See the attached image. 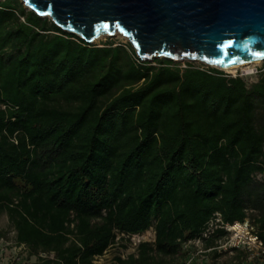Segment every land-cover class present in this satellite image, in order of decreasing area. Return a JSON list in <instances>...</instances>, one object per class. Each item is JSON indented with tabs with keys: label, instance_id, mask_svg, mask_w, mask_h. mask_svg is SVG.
Here are the masks:
<instances>
[{
	"label": "trees",
	"instance_id": "16d2710c",
	"mask_svg": "<svg viewBox=\"0 0 264 264\" xmlns=\"http://www.w3.org/2000/svg\"><path fill=\"white\" fill-rule=\"evenodd\" d=\"M4 213L38 264H96L119 236L151 230L116 264L184 262L197 240L218 258L228 232L204 238L217 215L251 224L264 249V68L142 62L130 44H87L0 2Z\"/></svg>",
	"mask_w": 264,
	"mask_h": 264
},
{
	"label": "water",
	"instance_id": "95a60500",
	"mask_svg": "<svg viewBox=\"0 0 264 264\" xmlns=\"http://www.w3.org/2000/svg\"><path fill=\"white\" fill-rule=\"evenodd\" d=\"M67 34L93 45L126 38L148 63L222 70L264 62V0H22Z\"/></svg>",
	"mask_w": 264,
	"mask_h": 264
},
{
	"label": "rangeland",
	"instance_id": "374dc122",
	"mask_svg": "<svg viewBox=\"0 0 264 264\" xmlns=\"http://www.w3.org/2000/svg\"><path fill=\"white\" fill-rule=\"evenodd\" d=\"M2 1L5 0H0V2ZM26 10L30 11L28 9ZM110 43L124 46H129L130 44V42L126 38L122 36H116L114 38H102L101 40L95 42L93 45L103 47L109 45ZM158 60L161 59H156L155 61ZM185 63L188 65L187 62ZM191 64L199 66L200 63ZM180 65H184V63H181ZM263 68L264 62L245 66L234 71H222L227 75H244V77L246 78H251L252 76H255L253 75L254 72L260 71ZM249 213L252 214L253 211L249 210ZM226 240V238H223L218 242V258H216L213 254L210 255V257H206V253H209L210 251L206 252L204 250V244L201 243L198 245H191L189 247L190 254L184 262L173 264H230L231 262H233V259L237 256V254L235 253V251H231L226 247ZM154 241L155 232L153 230L142 235L135 236L133 238L119 236L115 245L110 248L103 257L98 258L95 263L116 264L117 258L127 259L130 255L136 254L137 247L141 243H153ZM237 249L243 251L245 250L249 254V260L247 264H256L257 259H260L259 261L262 263L264 262V254L258 252L257 250L250 251L247 248L243 247ZM37 262L38 261L36 256H31L26 248L16 245L15 232L10 226L7 214L4 213L0 215V264H36Z\"/></svg>",
	"mask_w": 264,
	"mask_h": 264
},
{
	"label": "built area",
	"instance_id": "2783aa9c",
	"mask_svg": "<svg viewBox=\"0 0 264 264\" xmlns=\"http://www.w3.org/2000/svg\"><path fill=\"white\" fill-rule=\"evenodd\" d=\"M197 67L204 68V69L212 68V67H208L206 65H203L201 63ZM181 68L182 69L187 68V64L184 63V65H181ZM257 73H258V71L254 72L253 75H256ZM229 76L244 77V75H229ZM218 229H224L228 232V236L226 237V239H227L226 240V247L229 248L231 251L233 249L243 247V248H247L250 251L257 250L258 252H261L264 254V249H263L262 243H261L257 233L255 232V229L253 227H251V225L249 223H235L232 226H226L222 222L220 215H217V217L210 222V224L207 228V231L204 234V238H206V239L209 238V236H211ZM121 236L125 237L124 235H121ZM133 237H135V236H133ZM133 237H127V238H133ZM201 243H202V240H197L195 242L189 243L187 245V248H189L191 245H198ZM44 256L45 255H43V257Z\"/></svg>",
	"mask_w": 264,
	"mask_h": 264
},
{
	"label": "bare ground",
	"instance_id": "6f19581e",
	"mask_svg": "<svg viewBox=\"0 0 264 264\" xmlns=\"http://www.w3.org/2000/svg\"><path fill=\"white\" fill-rule=\"evenodd\" d=\"M246 66H248V65H246ZM242 67H245V65L236 66V67H231V68H223L222 70H226V71H234V70L239 69V68H242Z\"/></svg>",
	"mask_w": 264,
	"mask_h": 264
},
{
	"label": "crops",
	"instance_id": "0c3cea01",
	"mask_svg": "<svg viewBox=\"0 0 264 264\" xmlns=\"http://www.w3.org/2000/svg\"><path fill=\"white\" fill-rule=\"evenodd\" d=\"M36 264H38V262Z\"/></svg>",
	"mask_w": 264,
	"mask_h": 264
}]
</instances>
